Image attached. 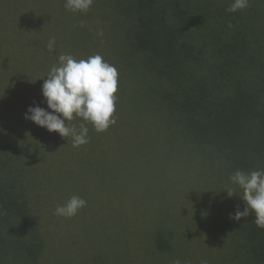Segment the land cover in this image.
Listing matches in <instances>:
<instances>
[{"label":"trees","instance_id":"trees-1","mask_svg":"<svg viewBox=\"0 0 264 264\" xmlns=\"http://www.w3.org/2000/svg\"><path fill=\"white\" fill-rule=\"evenodd\" d=\"M64 2L0 0L5 80L36 66L48 74L60 54H99L118 70L116 123L129 120L145 135L142 144L156 126L167 149L179 143L223 177L264 169V0L235 13L227 11L233 0H94L87 13L67 11ZM9 134L0 127V264H45L40 213ZM238 199L229 221L245 207ZM254 220L227 223L230 264H264V229ZM148 239L154 256L176 247L172 231L157 226Z\"/></svg>","mask_w":264,"mask_h":264},{"label":"rangeland","instance_id":"rangeland-1","mask_svg":"<svg viewBox=\"0 0 264 264\" xmlns=\"http://www.w3.org/2000/svg\"><path fill=\"white\" fill-rule=\"evenodd\" d=\"M82 34L72 38L78 43ZM37 67L7 76L12 81L0 74V127L27 168L47 243L45 264H230L227 212L242 190L179 143L167 149L156 126L143 144L145 135L125 119L100 133L88 124L89 142L79 147L70 137L47 134L24 119L30 106L47 110L41 93L47 72ZM73 195L86 206L71 218L54 215ZM156 226L175 235L172 254H151Z\"/></svg>","mask_w":264,"mask_h":264},{"label":"clouds","instance_id":"clouds-1","mask_svg":"<svg viewBox=\"0 0 264 264\" xmlns=\"http://www.w3.org/2000/svg\"><path fill=\"white\" fill-rule=\"evenodd\" d=\"M93 3L94 0H65L64 7L72 13H87ZM248 5L249 0H233L227 11L235 13ZM79 26L84 27L85 22L81 21ZM97 35L103 37V31L99 30ZM55 43V38L49 39L47 50L53 51ZM45 77L41 93L48 110L30 106L24 119L49 133L59 134L61 138L70 137L73 147L89 142L88 124L98 133L115 125L118 70L104 61L101 55L77 60L71 54H60ZM76 118L86 123H81L79 128L68 123ZM229 179L242 190L240 199L245 203L243 210L237 209L230 218L239 221L254 214L255 225L264 229V169L251 172L236 170ZM226 191L229 197L235 195L234 188ZM86 204L85 199L73 195L66 203L56 207L54 215L74 217ZM173 264H181V261L177 259Z\"/></svg>","mask_w":264,"mask_h":264}]
</instances>
